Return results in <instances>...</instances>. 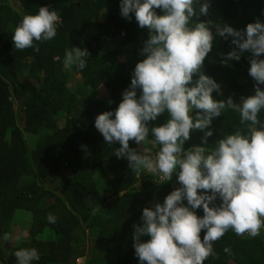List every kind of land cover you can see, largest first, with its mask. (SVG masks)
Masks as SVG:
<instances>
[{"label": "trees", "instance_id": "trees-1", "mask_svg": "<svg viewBox=\"0 0 264 264\" xmlns=\"http://www.w3.org/2000/svg\"><path fill=\"white\" fill-rule=\"evenodd\" d=\"M208 3V14L195 18L211 21L214 36L202 71L221 85L212 93L214 99L232 97L239 103L255 94L250 53L223 64L235 45L232 37H220L215 25L242 31L249 23H264V0ZM42 6L58 13L57 35L34 42L39 52L16 50L14 29L24 15H35ZM130 15L131 20L121 16L120 0H0V264H17L14 253L21 248L37 249L40 258L33 264H82V258L84 264H141L133 247L134 226L142 225L145 207L162 204L180 184L177 174L157 183L147 170L133 173L126 158L114 155L119 145L107 144L95 128L99 114L111 111L115 118L136 64L146 58L142 48L148 30ZM72 47L90 53L82 70L64 66L65 52ZM168 119L165 111L148 126H162ZM259 119L264 123V110ZM210 129L209 149L237 129L246 131L240 114L231 109L213 118ZM27 136L36 142L32 148ZM203 136L200 130L191 132L183 148L205 146ZM148 139H154L151 132ZM129 147L159 150L148 141H129ZM220 203L217 197L215 204ZM195 211L204 215L202 207ZM49 214L56 217L55 224L48 222ZM204 264H264V235L237 236L229 230L214 242Z\"/></svg>", "mask_w": 264, "mask_h": 264}, {"label": "clouds", "instance_id": "clouds-1", "mask_svg": "<svg viewBox=\"0 0 264 264\" xmlns=\"http://www.w3.org/2000/svg\"><path fill=\"white\" fill-rule=\"evenodd\" d=\"M208 9V0L202 4L200 0H120L121 16L131 20L134 13L138 26L148 30L142 48L146 58L136 64L115 118L113 112H103L96 117L95 128L107 144L119 145L114 155L126 158L133 173L147 170L157 183H166L177 174L180 184L162 204L145 207L142 225L134 226L133 247L141 264H204L213 254L214 242L229 230L237 236L264 235V123L259 119L264 110V59L260 58L264 55V23H249L242 31L215 25L216 33L225 39L232 37L235 45L222 63L239 61L250 53L248 73L255 81L254 95L242 97L239 103L232 97L218 101L212 93L219 92L221 85L202 71L212 51V22L195 19L207 15ZM58 22V13L48 6L40 7L35 15H24L14 29V48L39 52L34 42L52 40ZM89 55L86 49L72 47L65 52L64 66L82 70ZM137 89L141 90L139 97ZM194 109L199 110L195 116ZM225 109L240 114L246 131L237 129L209 149L212 120ZM165 111L170 119L149 128V122ZM195 130L204 133L205 146L185 150L183 145ZM149 132L154 139H148ZM129 141L138 145L148 141L159 150L137 152ZM217 197L221 200L218 206ZM201 207L204 215L199 217L195 210ZM47 220L56 223L52 214ZM202 230H206L203 239ZM142 236L150 238L142 242ZM224 252L231 255L228 247ZM14 255L17 264H33L40 258L36 248H21Z\"/></svg>", "mask_w": 264, "mask_h": 264}, {"label": "rangeland", "instance_id": "rangeland-1", "mask_svg": "<svg viewBox=\"0 0 264 264\" xmlns=\"http://www.w3.org/2000/svg\"><path fill=\"white\" fill-rule=\"evenodd\" d=\"M31 140H33L31 137H28L27 136V142H28V145L32 148L33 147V145H35V141H31ZM86 260L87 259H85V258H82L81 260H80V262L82 263V264H84V263H86ZM89 261V260H88ZM93 261V260H92Z\"/></svg>", "mask_w": 264, "mask_h": 264}, {"label": "built area", "instance_id": "built-area-1", "mask_svg": "<svg viewBox=\"0 0 264 264\" xmlns=\"http://www.w3.org/2000/svg\"><path fill=\"white\" fill-rule=\"evenodd\" d=\"M161 178H164V177L161 176ZM246 234H247V233H246ZM247 235H248V234H247Z\"/></svg>", "mask_w": 264, "mask_h": 264}]
</instances>
